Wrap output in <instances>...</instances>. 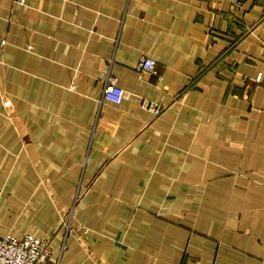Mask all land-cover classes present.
Masks as SVG:
<instances>
[{
  "label": "crops",
  "instance_id": "0c3cea01",
  "mask_svg": "<svg viewBox=\"0 0 264 264\" xmlns=\"http://www.w3.org/2000/svg\"><path fill=\"white\" fill-rule=\"evenodd\" d=\"M25 233L61 264H264V0H0V235Z\"/></svg>",
  "mask_w": 264,
  "mask_h": 264
},
{
  "label": "built area",
  "instance_id": "2783aa9c",
  "mask_svg": "<svg viewBox=\"0 0 264 264\" xmlns=\"http://www.w3.org/2000/svg\"><path fill=\"white\" fill-rule=\"evenodd\" d=\"M23 3L25 0H19ZM243 5V0H234V7L240 8ZM5 45V41H2ZM157 67V61L149 58L142 57L138 63V71L140 74L144 72H154ZM261 78V76H260ZM258 78V79H260ZM125 96V91L118 85V80L109 76L103 92V98L113 104H120ZM6 106L10 105V101L5 102ZM155 113L159 114L164 108L153 102L146 106ZM80 192L76 196V202L79 201ZM74 215V208L71 210L70 218L64 222L67 233L72 231V218ZM56 239L55 235L51 234L44 238L37 237L30 233H25L20 237L13 235H0V264H61V256L67 250L68 244L66 237L60 246V257L55 258L56 254Z\"/></svg>",
  "mask_w": 264,
  "mask_h": 264
}]
</instances>
